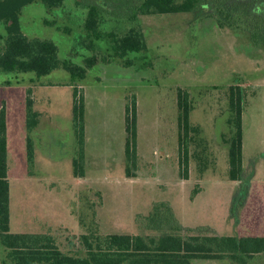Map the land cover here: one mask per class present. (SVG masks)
<instances>
[{
  "label": "rangeland",
  "instance_id": "1",
  "mask_svg": "<svg viewBox=\"0 0 264 264\" xmlns=\"http://www.w3.org/2000/svg\"><path fill=\"white\" fill-rule=\"evenodd\" d=\"M90 2L103 4L110 13L104 32L125 30L127 6L119 0H83L84 5ZM257 2V11L264 12V0ZM87 11L74 0L52 10L34 3L20 16L22 32L53 41L61 60L83 65L84 58L93 55L83 29ZM139 21L148 50L128 55L133 66L114 59L88 70L85 79L72 78L63 69L42 77L0 74V104L7 108L12 231L50 233L65 252L84 255L78 239L86 230L80 220L100 192L101 205L95 207L103 234H138L137 216L147 215L157 202H168L184 227L219 235L264 236V44L255 45L246 29L221 28L206 14L141 16ZM0 33H7L3 24ZM95 43L97 50L113 55L109 39ZM75 86L85 102L84 177L75 176L73 165ZM231 86H241L247 93L240 181L229 177ZM180 88L190 93L191 123L199 129L189 140L187 177L180 165ZM29 89L39 115L32 133L33 169L27 161ZM133 98L139 165L136 176L127 177L126 106ZM261 260L259 264H264Z\"/></svg>",
  "mask_w": 264,
  "mask_h": 264
},
{
  "label": "trees",
  "instance_id": "2",
  "mask_svg": "<svg viewBox=\"0 0 264 264\" xmlns=\"http://www.w3.org/2000/svg\"><path fill=\"white\" fill-rule=\"evenodd\" d=\"M42 2L49 10L63 7L65 0H0V24L6 34L0 33V74L34 73L38 77L63 69L72 78L85 79L88 70L96 65L121 60L125 67L134 65L130 53L146 52L148 43L141 16L194 13L206 14L217 20L221 28H243L249 31L257 46L264 44V12H258L257 0H119L127 13L129 24L120 33L104 32L105 18L110 16L103 4L74 0L76 6L87 8L83 29L87 33L93 55L85 57L83 65L59 58L58 46L51 40L29 38L22 32L20 16L25 7ZM208 8H204V6ZM207 9V10H205ZM204 10L206 13H204ZM116 14V13H114ZM117 16V15H116ZM109 20V19H108ZM111 41L113 55L97 50L95 41ZM10 84V81H7ZM229 98L230 135L229 177L240 181L244 170L243 114L246 90L231 86ZM131 102V103H130ZM126 106V175L135 177L139 165L138 110L133 98ZM31 89L26 100L27 161L35 166V141L33 131L39 125V115L34 110ZM193 105L190 93L178 90L180 165L188 176L189 140L199 129L191 123ZM7 108L0 104V264H196L197 261H229L231 264H256L264 258V236H232L206 232L204 228L184 227L168 202L155 203L147 215L137 216L138 234L101 233L95 205H101L102 194L96 193L97 202L87 206L81 218L85 233L78 239L84 255L65 252L57 238L50 233H15L11 229V182L9 178ZM74 174H86V124L84 96L74 87ZM90 212V213H89ZM260 260V261H259Z\"/></svg>",
  "mask_w": 264,
  "mask_h": 264
}]
</instances>
